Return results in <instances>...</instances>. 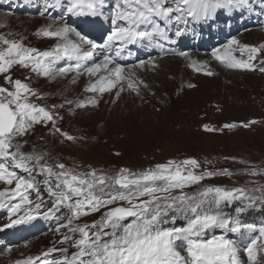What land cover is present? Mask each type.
I'll list each match as a JSON object with an SVG mask.
<instances>
[{"label":"snow or ice","instance_id":"snow-or-ice-1","mask_svg":"<svg viewBox=\"0 0 264 264\" xmlns=\"http://www.w3.org/2000/svg\"><path fill=\"white\" fill-rule=\"evenodd\" d=\"M251 0H115L111 12L113 28L97 59V45L86 39L79 31L67 23H53L41 27L36 35L54 38L59 43L50 50L24 46L22 40H9L0 35V74L11 87L0 86V181L6 185L15 183V188L0 190V208H8L10 221L5 228L27 223L40 215L44 205L43 193L47 192L51 207L42 213L53 215L62 207H67L70 215L55 229H67L59 244L71 242L75 252L68 255L67 248H49L42 253L47 257L61 252V259L42 264H264V225L258 229V236L241 249L225 235L205 239L211 229L223 232L254 233L253 224H244L238 217L228 216L224 208L239 202L238 212H243L257 204L264 205V185L255 187L204 186L193 192L185 191L200 185L205 179L216 175H228V169L219 171H198L200 163L192 158L181 162L169 161L152 169L133 173L129 169H119L115 175H108L91 169L86 173L69 169L64 163L51 165L45 159L46 153L22 151L27 144L24 138L39 124L52 125L50 132L59 133L67 140L75 137L57 127L63 119L57 107L69 106V110L99 105L105 93L115 90L116 98L125 90L139 95L140 85H144L136 73V68L157 67L154 59L139 61L126 68L118 61L130 45H149L169 39V25L200 23L213 20L218 12L225 14L243 12ZM61 7V0H53L47 8ZM105 0H66L65 11L70 17H100L104 15ZM41 15H44L41 12ZM122 22V23H121ZM184 29L177 28L175 36L183 35ZM79 37V41L71 39ZM239 45L235 39L224 47L212 51L211 56L228 68L253 69L252 61L259 49ZM163 46L162 44L160 45ZM247 49L248 60L237 59L234 52L241 54ZM177 55L189 58L187 52ZM69 59L74 65L57 67L58 60ZM200 63L206 68L207 62ZM264 64V61H261ZM30 69L32 73L49 79L74 73L73 82L79 76H87L85 92L92 93L87 99H65L60 105L48 108L31 99H43L30 85L10 75L13 66ZM264 72V67L259 69ZM213 75L212 71H206ZM30 77H25V80ZM194 87V85H189ZM235 125H225L234 127ZM247 126V125H244ZM205 130L214 129L205 126ZM241 163H245L241 161ZM17 170L27 173V178L18 175ZM246 174L264 175V171L249 166ZM43 176V180L36 177ZM29 190L35 192L34 209L29 208L24 215L11 219L22 205H32ZM5 197L8 203H5ZM19 197L20 202L11 204ZM115 205V206H114ZM100 213V218L91 224H78L81 217ZM179 219L182 226L165 228L169 222ZM78 234V238L76 235ZM246 257V259H245ZM40 257L29 256L16 264H36Z\"/></svg>","mask_w":264,"mask_h":264},{"label":"rangeland","instance_id":"rangeland-1","mask_svg":"<svg viewBox=\"0 0 264 264\" xmlns=\"http://www.w3.org/2000/svg\"><path fill=\"white\" fill-rule=\"evenodd\" d=\"M52 2L53 0H0V35L9 40H22L27 47L41 51L50 50L56 46L57 39L36 35L38 28L35 27L27 30V36H24L16 20L22 18L53 22L55 19L58 23L69 24L97 46L104 45L113 28L111 12L115 0H105L102 17L106 20L101 23L102 28L95 29L83 25L97 32L100 37L98 40L89 38L87 32L80 29L79 23L85 22L82 18L66 14V0H61V7L47 8ZM263 2L264 0H256L249 3L247 10L243 12L224 13L223 17L216 21L215 25L218 27L215 31L211 30V27L208 28L210 33H205L206 40L202 41L196 35L184 41L183 47V37H176L174 28L169 27V40L165 42L167 51L163 56L156 55L154 59L158 66L144 68L143 74L138 76L147 85H140L139 95L125 90L116 98L113 91L111 94L105 93L96 107L76 109L73 106L71 111L67 105L64 108L57 107L55 111L63 117L57 121V127L75 139L69 141L59 133L52 134L51 124L47 127L37 124L24 138L27 144L22 151L46 153L45 159L49 164L64 163L69 169L81 173L91 169L108 175H115L119 169L139 173L169 161L181 162L192 158L201 165L198 171L215 172L228 169L233 173L231 176L216 175L205 179L200 185L186 188L187 192L209 185L226 188L264 185V175L246 174L249 166L264 171V72L259 70L264 67V64H261V61H264V20L258 18L254 21L257 11L264 13ZM41 12L44 15H41ZM2 14L11 16L14 20L11 26L2 23ZM248 25L251 27L248 28ZM256 34L260 35L258 39ZM231 39L239 42V45L233 46L234 49L245 45L259 49L252 61L254 70L228 68L211 56L213 50L222 49ZM102 50L100 49V52ZM94 51L97 52L98 49ZM179 52H187L189 58L177 55ZM234 55L237 59L247 61L249 53L247 49L243 54L237 50ZM98 57L100 53L97 54V59ZM192 60H204L202 62H207V67H201L200 63L193 64ZM175 61L183 63L182 68L171 69ZM136 64L123 66L130 68ZM70 65H74V61L56 62L57 67ZM183 68L185 72L179 70L184 71ZM209 70L213 75L205 74ZM178 73L186 74L188 84L181 86L178 80V83L176 82L175 76ZM70 74L73 73L49 79L19 65L13 66L10 72L14 80L20 79L28 83L44 97H32L33 102L48 108L60 105L65 99H87L92 96V93L84 91L88 77L82 75L73 82V76ZM25 77L30 79L25 80ZM190 84L194 87H189ZM0 86L11 87L5 83L4 74H0ZM206 125L214 130H205ZM225 125L235 126L229 128ZM17 173L26 178L28 176L20 170H17ZM36 179L42 181L43 176ZM7 188H15V183L9 186L0 181V190ZM41 191L44 198V205L39 210L41 214L35 215L34 219L27 223L5 228L4 225L10 221L9 211L7 207L0 208V264H16L29 256L40 257L36 264H42L44 259L50 262L58 261L61 259L59 251L47 257L42 255L53 246L58 249L67 248L69 256L76 251L71 242L58 243L67 229H61L59 233L55 231L58 224L64 223L70 215L69 209L62 207L53 215L44 216L42 213L52 205L42 184ZM29 193L33 204L22 205L11 219L24 215L29 208L34 209L38 201L35 200V192L29 190ZM8 202L5 197V203ZM19 202V197L11 200V204ZM238 207L239 202L226 206L225 215L238 217L244 224L255 225L256 232H245L241 235L211 229L204 238L225 235L243 249L251 238L258 236L259 227L264 225V205L257 204L242 213L237 211ZM99 218L100 213H93L81 217L76 223L91 224ZM184 223V220L179 219L166 223L164 227H178ZM219 231L222 234L219 235ZM9 236L13 239L10 240Z\"/></svg>","mask_w":264,"mask_h":264},{"label":"bare ground","instance_id":"bare-ground-1","mask_svg":"<svg viewBox=\"0 0 264 264\" xmlns=\"http://www.w3.org/2000/svg\"><path fill=\"white\" fill-rule=\"evenodd\" d=\"M61 14H63V13H61ZM3 16H1L2 17V20H3V24H6V23H8L9 24V26H11V24L14 22V20L11 18V16L10 15H8V14H2ZM1 19V18H0ZM87 19L90 21V22H97L99 19H97V17H87ZM16 22H17V24H18V26H19V28L21 29V31L23 32V34H24V36H27V30H29V29H31V28H33V27H35V28H38V30L41 28V27H43V26H46V25H48V24H51V23H53L52 21H42V20H40V21H38V20H36V19H26V20H23L22 18L21 19H19V20H16ZM1 23V24H2ZM56 23H58V22H56ZM58 24H60V23H58ZM100 24V23H99ZM171 24H173V22L171 23ZM177 27V26H176ZM26 31V32H25ZM183 37L185 38V40H186V38H187V32L186 31H183ZM202 37V36H201ZM260 37V35L259 34H256V38L258 39ZM71 39H73V40H75V41H79V37H76V36H72L71 37ZM59 43V41L56 43V45ZM162 43H160V44H157V43H155V44H153L152 45V48H153V50H155V51H163V46L161 47L160 45H161ZM97 49H98V51L96 52L97 54L98 53H100V49H103V46L102 47H97ZM160 55H162V54H160ZM191 56V55H190ZM96 58H97V56H96ZM101 57H98V59H100ZM192 58V57H191ZM207 58V57H206ZM151 59H156V57H154V58H151ZM158 59V58H157ZM201 59V58H200ZM209 59V58H208ZM64 60H69V59H63V60H58L59 62H61V61H64ZM186 60V59H185ZM198 60V59H197ZM205 60V59H204ZM204 60H201V62L202 61H204ZM211 60V59H210ZM189 62V61H188ZM192 62H193V60H192ZM167 63V62H166ZM158 64V63H157ZM183 63H181V62H179V61H175L174 63H173V66H172V68L171 69H173V70H175V69H177V68H182V65ZM186 64V63H185ZM134 66V65H133ZM170 66V65H169ZM166 67V66H165ZM194 67V66H193ZM150 68V67H149ZM169 68V67H168ZM162 69H164V68H162ZM162 69H161V72H162ZM184 69V68H183ZM154 70V69H153ZM181 72H185L186 70L184 69V71H182L181 69H179ZM143 71L144 70H142V69H140V68H136V73H137V76H139V75H141V74H143ZM165 71V70H164ZM170 72V71H169ZM163 73V72H162ZM145 74V73H144ZM148 74V73H147ZM71 76H73L74 75V73L73 74H70ZM87 77V76H86ZM147 78V77H146ZM175 80H176V82H177V80H178V82L180 83V85L181 86H184V85H186V84H188V80H187V78H186V74H182V73H178V75H176L175 76ZM177 82V83H178ZM114 92H115V90H113ZM113 92V93H114ZM10 238L12 237V236H9ZM13 255V254H12ZM11 255V256H12ZM15 255V254H14ZM11 256H9L10 258H12ZM9 258V259H10Z\"/></svg>","mask_w":264,"mask_h":264}]
</instances>
